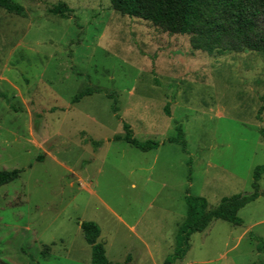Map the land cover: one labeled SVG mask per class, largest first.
<instances>
[{
    "label": "rangeland",
    "instance_id": "rangeland-1",
    "mask_svg": "<svg viewBox=\"0 0 264 264\" xmlns=\"http://www.w3.org/2000/svg\"><path fill=\"white\" fill-rule=\"evenodd\" d=\"M14 1L28 16L0 8V171L23 173L0 185V264H91L83 222L100 226L110 262L164 264L189 189L208 212L254 192L263 53L196 51L191 36L123 16L110 0ZM60 3L66 18L49 13ZM87 89L96 93L73 103ZM125 123L160 147L115 141ZM177 124L188 153L168 142ZM259 195L241 226L214 220L192 235L177 264H264V174Z\"/></svg>",
    "mask_w": 264,
    "mask_h": 264
},
{
    "label": "trees",
    "instance_id": "trees-1",
    "mask_svg": "<svg viewBox=\"0 0 264 264\" xmlns=\"http://www.w3.org/2000/svg\"><path fill=\"white\" fill-rule=\"evenodd\" d=\"M115 11L123 16L137 18L162 27L171 35L191 36L192 48L209 54L215 52H254L264 54V0H110ZM0 8L10 14L27 18L24 6L14 0H0ZM69 11L64 3L49 10V13L66 18ZM96 91L87 89L78 94L73 103L92 96ZM264 110L261 108L260 111ZM114 111L117 112L114 107ZM171 117L170 104L165 108ZM176 135L168 139L177 144L184 153L188 146L182 127L177 124ZM263 133V131L261 132ZM115 141H125L132 147L148 153L160 147V143L148 140L139 141L129 124H124V136H116ZM23 170L0 171V185H7L17 180ZM264 174V166L257 167L254 172L251 195H235L223 198L218 209L208 212V200L187 192L185 202L187 217L179 226L176 235V249L164 264H177L184 260L190 251L191 236L204 232L214 220L227 221L241 226L239 211L255 202L259 197V182ZM191 179V178H190ZM86 242L92 247L91 264H115L108 260L104 245L98 242L101 228L94 222L81 223ZM259 249L264 250V242L259 241ZM127 262H130V258Z\"/></svg>",
    "mask_w": 264,
    "mask_h": 264
},
{
    "label": "crops",
    "instance_id": "crops-1",
    "mask_svg": "<svg viewBox=\"0 0 264 264\" xmlns=\"http://www.w3.org/2000/svg\"><path fill=\"white\" fill-rule=\"evenodd\" d=\"M122 137V136H121ZM209 203V202H208ZM133 232H136V229H135V227H131L130 228ZM82 230V229H81ZM83 232V231H82ZM101 234H102V232H101ZM100 237H101V235H100ZM100 237H99V239H100ZM99 239H98V242H99ZM89 245V244H88ZM102 245H104V244H102ZM90 246V245H89ZM91 247V246H90ZM105 247V246H104ZM91 250H92V247H91ZM105 250H106V248H105ZM106 256H107V251H106ZM130 257V262H129V264H137L138 263V259L137 258H134L132 255L131 256H129ZM108 258V257H107ZM109 260V259H108ZM92 261V260H91Z\"/></svg>",
    "mask_w": 264,
    "mask_h": 264
}]
</instances>
